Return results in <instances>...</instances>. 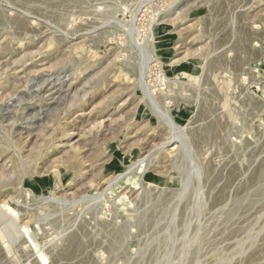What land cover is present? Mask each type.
<instances>
[{"label": "rangeland", "instance_id": "obj_1", "mask_svg": "<svg viewBox=\"0 0 264 264\" xmlns=\"http://www.w3.org/2000/svg\"><path fill=\"white\" fill-rule=\"evenodd\" d=\"M0 264H264V0H0Z\"/></svg>", "mask_w": 264, "mask_h": 264}]
</instances>
